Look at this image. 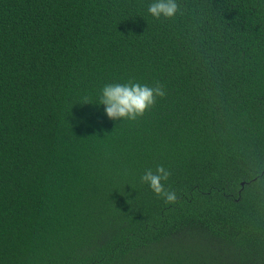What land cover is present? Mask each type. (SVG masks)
<instances>
[{"label":"trees","instance_id":"1","mask_svg":"<svg viewBox=\"0 0 264 264\" xmlns=\"http://www.w3.org/2000/svg\"><path fill=\"white\" fill-rule=\"evenodd\" d=\"M150 2L0 0V264H264V0Z\"/></svg>","mask_w":264,"mask_h":264},{"label":"clouds","instance_id":"2","mask_svg":"<svg viewBox=\"0 0 264 264\" xmlns=\"http://www.w3.org/2000/svg\"><path fill=\"white\" fill-rule=\"evenodd\" d=\"M178 12L176 0H151L147 13L155 18H173ZM166 95L165 88L157 83L152 85L139 82L105 83L99 90V103L109 119L136 120L152 108L157 98ZM170 172L163 165L146 169L139 177L142 184H146L151 192L164 200L165 203H174L177 193L165 187Z\"/></svg>","mask_w":264,"mask_h":264}]
</instances>
